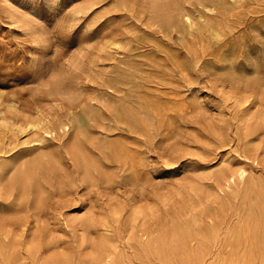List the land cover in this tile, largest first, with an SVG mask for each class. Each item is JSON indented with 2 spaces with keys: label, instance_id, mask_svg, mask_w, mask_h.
Here are the masks:
<instances>
[{
  "label": "rangeland",
  "instance_id": "374dc122",
  "mask_svg": "<svg viewBox=\"0 0 264 264\" xmlns=\"http://www.w3.org/2000/svg\"><path fill=\"white\" fill-rule=\"evenodd\" d=\"M1 117L0 264H264L210 234L264 224V0H0Z\"/></svg>",
  "mask_w": 264,
  "mask_h": 264
},
{
  "label": "bare ground",
  "instance_id": "6f19581e",
  "mask_svg": "<svg viewBox=\"0 0 264 264\" xmlns=\"http://www.w3.org/2000/svg\"><path fill=\"white\" fill-rule=\"evenodd\" d=\"M148 15V14H147ZM189 22V21H188ZM189 24V23H188ZM112 48V47H111ZM140 97V96H139ZM245 100L247 99L246 97ZM242 98V99H243ZM249 99V98H248ZM248 99L246 101H248ZM252 100V99H251ZM182 101V100H181ZM245 101V102H246ZM242 102V101H241ZM250 102V101H248ZM248 102L246 104H248ZM243 103V102H242ZM241 103V104H242ZM254 103V101L252 102ZM245 104V103H244ZM260 105V104H259ZM250 108V107H249ZM258 108V106H257ZM257 110V109H256ZM255 110V111H256ZM252 111V110H251ZM254 112V111H252ZM251 112V113H252ZM260 112V111H259ZM249 113V114H251ZM255 113V112H254ZM257 114V112H256ZM260 114V113H259ZM252 115V114H251ZM258 115V114H257ZM262 115V114H261ZM255 116V115H253ZM252 116V118H253ZM249 117H251L249 115ZM260 117V116H259ZM257 117V118H259ZM256 118V119H257ZM4 124V128H8V129H13L12 127L14 126L13 122H9L6 120L5 117H1L0 118ZM254 119V120H256ZM260 119V118H259ZM261 122L257 125L256 127V134L259 136L260 134L264 136V117L262 119H260ZM252 121V120H251ZM2 122H0V124H2ZM46 121H41V122H27V128L32 130H38L41 128L45 127ZM247 124V123H246ZM2 125V126H3ZM16 126V125H15ZM19 127V125H17ZM71 127V126H69ZM17 128V127H16ZM22 128V126H21ZM63 128V127H62ZM61 128V129H62ZM48 129V128H47ZM46 129V130H47ZM45 130V131H46ZM66 132V131H65ZM68 132V131H67ZM66 132V133H67ZM252 132V131H251ZM56 135V134H55ZM74 143V142H73ZM77 144H81V143H77ZM258 146V145H257ZM104 148V147H103ZM259 148V147H258ZM258 148H256V150H258ZM102 149V148H101ZM261 149V148H260ZM78 153L75 152V154H68V156L71 157L72 160V166L74 169L75 174L81 175L82 181L85 182H89V181H93L95 180L96 177V172L98 171V163L93 160L90 156H88V154H82V152H80L79 150H77ZM69 152V151H68ZM256 152V151H255ZM4 153V152H3ZM66 153V151H65ZM252 153V152H251ZM59 154H55L53 153H49L47 155H42L39 158H35L31 161L30 165H36V166H42V164L48 162H53L56 165L61 164L62 158H60L58 156ZM65 155V154H64ZM117 155V154H116ZM62 156V155H61ZM115 158V157H114ZM120 158V157H119ZM121 159V158H120ZM69 161V160H68ZM115 162V161H114ZM70 163V162H69ZM101 166V165H100ZM28 164H25L24 166H20L18 167V169L20 170L19 174L20 176H25L27 171L29 170ZM102 170V168H101ZM104 170V168H103ZM51 171V170H50ZM49 171V172H50ZM64 174V173H63ZM62 174V175H63ZM98 174V173H97ZM248 174V173H247ZM68 175V174H67ZM102 177V173L100 174ZM104 175V174H103ZM107 176V175H106ZM240 176V174H239ZM242 176V175H241ZM247 176V175H244ZM243 176V177H244ZM58 177V176H57ZM60 177V176H59ZM104 177V176H103ZM102 177V178H103ZM220 185H219V189H221L224 186H227L226 183L229 182H233L235 181V178L233 175L226 173V172H222L220 176ZM217 177V178H218ZM238 177V176H237ZM47 178V177H46ZM61 178V177H60ZM59 178V179H60ZM79 178V177H78ZM211 178V177H210ZM98 179V178H97ZM34 180V179H33ZM25 181V179H24ZM23 181V182H24ZM66 181V180H65ZM72 181V180H70ZM76 181V180H75ZM39 182V181H38ZM68 182V181H67ZM79 182V181H78ZM96 182V181H95ZM69 183V182H68ZM72 183V182H71ZM75 183V182H74ZM80 183V182H79ZM84 183V182H81ZM80 183V185H81ZM90 183V182H89ZM24 184V183H23ZM76 184V183H75ZM15 185L16 182H15ZM62 186V185H61ZM75 187V185H73ZM82 186V185H81ZM248 186V185H247ZM28 187V186H27ZM30 187V184H29ZM28 187V188H29ZM42 188H44L43 186H41ZM249 187V186H248ZM27 189V188H26ZM45 189V188H44ZM61 189V188H60ZM67 189V188H66ZM248 189V188H247ZM42 190V189H41ZM46 190V189H45ZM44 190L43 193H46V191ZM68 190V189H67ZM63 191V190H62ZM247 191V190H246ZM249 191V189H248ZM251 191V190H250ZM222 193V192H221ZM250 193V192H249ZM47 194V193H46ZM43 196V195H42ZM47 196V195H46ZM241 197V196H240ZM218 198V197H217ZM236 198H238L236 196ZM260 198V196H259ZM263 198V197H262ZM42 199V198H41ZM40 199V200H41ZM230 199V198H229ZM254 199V198H253ZM3 200V199H2ZM241 200V198H240ZM264 200V199H263ZM262 200V201H263ZM224 202V201H223ZM254 202V201H253ZM240 203V202H239ZM248 203V202H247ZM42 204V203H41ZM223 204V203H222ZM261 204V203H259ZM221 208V207H220ZM222 210H223V217L221 222L216 221L215 219H213V225H212V230H211V248L213 250L214 253L217 252L218 248H219V243L221 242L223 249H229V250H238V249H244L245 247H248L249 245L255 246L259 243L261 237H262V233H264V224L261 221V219L259 218H255V215L253 214L252 209L245 211L243 208H241L240 206H237L236 204L233 203H228V204H223L222 205ZM214 211V210H213ZM3 212V211H2ZM222 213V212H221ZM210 219V218H209ZM211 226V225H210ZM210 230V228H209ZM264 235V234H263ZM209 241V240H208ZM207 243V242H206ZM261 243V242H260ZM221 247V246H220ZM251 248V247H250ZM249 248V249H250ZM224 251V250H223ZM227 251V250H226ZM253 251V250H252ZM210 252V251H209ZM222 252V251H221ZM257 252V251H256ZM224 253V252H223ZM214 256V255H213ZM237 256V255H236ZM210 258V257H209ZM212 260V259H211ZM199 262V261H198ZM200 263V262H199ZM223 263V262H222ZM216 264V263H214ZM218 264V261H217Z\"/></svg>",
  "mask_w": 264,
  "mask_h": 264
}]
</instances>
